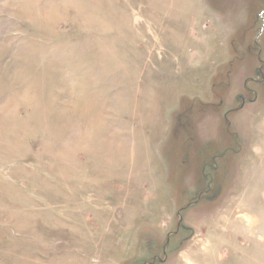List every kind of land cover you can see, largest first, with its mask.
Wrapping results in <instances>:
<instances>
[{"label":"rangeland","instance_id":"374dc122","mask_svg":"<svg viewBox=\"0 0 264 264\" xmlns=\"http://www.w3.org/2000/svg\"><path fill=\"white\" fill-rule=\"evenodd\" d=\"M0 264H264V0H0Z\"/></svg>","mask_w":264,"mask_h":264}]
</instances>
